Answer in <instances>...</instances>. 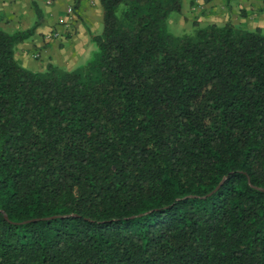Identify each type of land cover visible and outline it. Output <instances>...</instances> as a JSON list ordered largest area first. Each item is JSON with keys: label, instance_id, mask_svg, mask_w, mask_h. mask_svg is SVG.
I'll return each instance as SVG.
<instances>
[{"label": "trees", "instance_id": "obj_1", "mask_svg": "<svg viewBox=\"0 0 264 264\" xmlns=\"http://www.w3.org/2000/svg\"><path fill=\"white\" fill-rule=\"evenodd\" d=\"M100 3L74 69L16 59L38 23L0 28V264H264L263 30Z\"/></svg>", "mask_w": 264, "mask_h": 264}, {"label": "crops", "instance_id": "obj_2", "mask_svg": "<svg viewBox=\"0 0 264 264\" xmlns=\"http://www.w3.org/2000/svg\"><path fill=\"white\" fill-rule=\"evenodd\" d=\"M69 7L73 17L66 19ZM186 8L192 16L199 15V20H231L248 29H264V0H188ZM185 13L183 5L179 14L184 20ZM35 23L38 25L30 37L16 45V59L36 71L51 63L74 69L95 51L92 37L103 29V9L100 0H0L1 29L28 31ZM56 31L59 38L47 37Z\"/></svg>", "mask_w": 264, "mask_h": 264}, {"label": "rangeland", "instance_id": "obj_3", "mask_svg": "<svg viewBox=\"0 0 264 264\" xmlns=\"http://www.w3.org/2000/svg\"><path fill=\"white\" fill-rule=\"evenodd\" d=\"M183 5L185 8V20L182 18V16L179 14V12H174L172 13L166 23V31L169 34H172L174 36H184V35H193L196 33V31L199 28H204L210 23H225V22H217V21H211L210 19H205V20H199V15L197 16H192L187 7L188 0H183ZM231 1V0H230ZM234 1V0H232ZM183 9V8H182ZM187 9V10H186ZM182 11V10H181ZM180 11V12H181ZM203 18V17H202ZM231 21V20H230ZM227 22V21H226ZM264 23V22H263ZM236 25V24H235ZM239 26V25H236ZM245 27V26H243ZM252 30V29H251ZM254 30V29H253ZM264 32V29H262ZM97 49L95 45V50ZM95 52V51H94ZM94 52L91 54V57L93 56ZM90 57V58H91Z\"/></svg>", "mask_w": 264, "mask_h": 264}, {"label": "built area", "instance_id": "obj_4", "mask_svg": "<svg viewBox=\"0 0 264 264\" xmlns=\"http://www.w3.org/2000/svg\"><path fill=\"white\" fill-rule=\"evenodd\" d=\"M72 17H73V8L69 7L67 9V18L66 19H70ZM61 21L65 22V18L63 17V19ZM60 36H61L60 32L56 31V32H53V33L49 34L47 37L49 39H51V38H59Z\"/></svg>", "mask_w": 264, "mask_h": 264}, {"label": "water", "instance_id": "obj_5", "mask_svg": "<svg viewBox=\"0 0 264 264\" xmlns=\"http://www.w3.org/2000/svg\"><path fill=\"white\" fill-rule=\"evenodd\" d=\"M223 182H224V180H223V181L220 183V185H221ZM220 185H218V186H217V188H219V187H220ZM6 217H7V215H6Z\"/></svg>", "mask_w": 264, "mask_h": 264}]
</instances>
